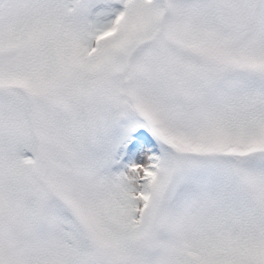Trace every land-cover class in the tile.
<instances>
[{
  "label": "snow or ice",
  "instance_id": "1",
  "mask_svg": "<svg viewBox=\"0 0 264 264\" xmlns=\"http://www.w3.org/2000/svg\"><path fill=\"white\" fill-rule=\"evenodd\" d=\"M0 264H264V0H0Z\"/></svg>",
  "mask_w": 264,
  "mask_h": 264
}]
</instances>
